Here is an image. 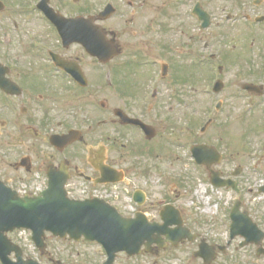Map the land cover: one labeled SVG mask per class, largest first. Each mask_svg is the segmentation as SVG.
<instances>
[{
	"label": "flooded vegetation",
	"instance_id": "obj_1",
	"mask_svg": "<svg viewBox=\"0 0 264 264\" xmlns=\"http://www.w3.org/2000/svg\"><path fill=\"white\" fill-rule=\"evenodd\" d=\"M121 1L116 0L113 17L103 19L100 11L91 13L89 0H0L2 186L17 192L52 178L74 194L96 187L100 180L116 179L133 196L140 189L145 194L142 208L159 210L160 215L171 202L164 195L153 198L142 164L163 157L159 150L169 148L174 135L170 128L186 122L184 110L210 109L196 131L205 135L219 124L224 109H264V0H159L144 31H138L133 17L149 0ZM62 17L84 19L75 40L67 36L68 23ZM113 19L120 24L116 29L105 24ZM175 109L182 116L176 118ZM241 116L248 118L244 112ZM226 126L214 130L211 138L222 141L218 136ZM181 144L177 142L179 149L184 148ZM201 144L220 152L209 159L218 163L212 169L237 189L242 167L228 173L221 150L208 143L195 145ZM261 151L264 164V145ZM102 167L114 171L105 174ZM159 215L150 220L162 224ZM183 223L190 228L184 215ZM23 232L8 234L12 246L0 250V264L1 257L6 264L108 260L104 251L86 252L69 240L54 249L57 238L50 234L42 249H29L24 234L30 232ZM240 244L233 253H241ZM171 246H154L145 255L160 257ZM248 247L250 257L244 262L261 264L264 243ZM227 248L215 250L212 264L240 263L226 257ZM199 251H192L193 256ZM135 258L120 253L112 264Z\"/></svg>",
	"mask_w": 264,
	"mask_h": 264
},
{
	"label": "rangeland",
	"instance_id": "obj_2",
	"mask_svg": "<svg viewBox=\"0 0 264 264\" xmlns=\"http://www.w3.org/2000/svg\"><path fill=\"white\" fill-rule=\"evenodd\" d=\"M124 1H121L120 4L125 5ZM130 1L142 4L145 0ZM171 1L176 3L177 0ZM115 2L116 0H89V8L91 13H96L106 4L113 3L115 5ZM145 3L147 7L133 17V24L137 26L138 31H144L149 13L152 9L156 10L161 2L152 0V8H150L151 0L145 1ZM173 12L174 10H172ZM105 24L112 29H116L120 25L117 19L107 21ZM208 110L185 109L186 122L175 128H170V133L174 134L170 140L181 142L182 144L185 143L188 146L191 143L216 145L226 157L223 169L230 173L232 170L242 167L237 189L212 188L209 175L197 168L196 165H193V162H190L189 155L186 152L187 146L186 149L178 150V147L171 145V141L169 142L171 146H169L168 150L163 151L162 147L160 148L159 151L162 152L163 157L158 160L152 157L151 160L143 161L142 166L147 171V181L149 186L152 187L153 198L164 195L165 199L174 203L184 213L185 218L188 220V225L193 231L200 233L201 237L205 238L209 243L222 245L231 242L232 247L227 248L226 257L231 260L239 259V264H246L244 261L250 257L249 251L252 248L246 246L240 249L241 253H233L234 247H238V243L243 240L240 238L229 240L227 219L233 201L239 197L243 203L242 210L248 211L264 231V194L260 191L264 186V164L261 160V150L264 145V109H251L247 119L241 116L244 109H224L219 116L221 121L218 119L219 124L217 126L210 127L205 135L201 134L199 130L198 134H196L197 129L202 125V116ZM180 111L175 109L172 114L177 118V116L179 117L183 114ZM225 120L230 122L228 126H226ZM187 125H190L189 129H187ZM225 126L227 128L222 129L225 131L223 133L219 132V136V133L216 135V137L218 136L223 140L214 141L211 138L214 130ZM191 129H194L193 132L195 131L192 136L189 133ZM225 138L226 140H224ZM165 143L167 144V142ZM158 166L160 167L157 168ZM260 198H263V201H260ZM152 211H155V213H150V216L159 215V210L154 209ZM53 245L54 249H60L61 247L60 243L53 242ZM197 248L198 241L179 246L173 250L167 248L166 252L160 257L142 256L134 260H120V262L121 264H203L193 256L192 251H196ZM81 249L86 252L90 251L93 254H97L99 251L95 244H82ZM260 259L263 261L261 264H264V256ZM216 264L230 263L218 260Z\"/></svg>",
	"mask_w": 264,
	"mask_h": 264
},
{
	"label": "water",
	"instance_id": "obj_3",
	"mask_svg": "<svg viewBox=\"0 0 264 264\" xmlns=\"http://www.w3.org/2000/svg\"><path fill=\"white\" fill-rule=\"evenodd\" d=\"M111 10V6L106 9L107 12ZM235 216L233 213L234 219ZM139 218L126 219L101 200L72 201L63 188H49L41 196L32 199H21L10 191L0 192V231L15 227L28 228L33 231L37 241L42 239L45 232L62 238L70 236L75 240L85 237L86 240L100 243L112 257L120 251L139 254L144 244L149 248L156 242L155 234L169 233L167 225L159 227L149 224L144 216ZM177 224L181 225L180 222ZM235 226H240L237 220ZM188 233L186 229L173 230L170 232V241L178 244L183 234L186 236Z\"/></svg>",
	"mask_w": 264,
	"mask_h": 264
}]
</instances>
